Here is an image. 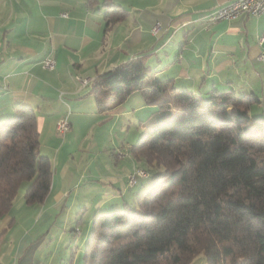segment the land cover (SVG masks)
Returning a JSON list of instances; mask_svg holds the SVG:
<instances>
[{
	"label": "crops",
	"instance_id": "crops-1",
	"mask_svg": "<svg viewBox=\"0 0 264 264\" xmlns=\"http://www.w3.org/2000/svg\"><path fill=\"white\" fill-rule=\"evenodd\" d=\"M233 1L0 0V118L13 115L20 105L32 108L41 153L50 160L56 153L45 202L27 206L30 184L24 183L23 193L1 219L0 264H83L85 239L80 245V232L73 241L64 228L83 210L87 235L97 214L122 209L131 201L127 176L141 165L127 162L130 143L115 129L130 131L143 99L134 94L113 111L98 112L95 98L87 94L99 74L149 56L151 65H158V75L191 90L203 86L205 91L230 89L264 97V59H259L264 47L257 40L264 33V13L210 20ZM111 5L125 15L108 25ZM157 22L163 29L155 37L151 29ZM45 59L55 62L54 70L43 68ZM63 117L71 127L61 136L57 123ZM105 134L106 142L97 138ZM103 150L108 152L105 167L99 164L94 170ZM85 165L93 170L86 181L87 172H78L86 184L82 189L74 170Z\"/></svg>",
	"mask_w": 264,
	"mask_h": 264
},
{
	"label": "trees",
	"instance_id": "trees-1",
	"mask_svg": "<svg viewBox=\"0 0 264 264\" xmlns=\"http://www.w3.org/2000/svg\"><path fill=\"white\" fill-rule=\"evenodd\" d=\"M111 8L108 25L125 15ZM151 63L144 56L99 74L87 94L100 113L134 94L143 109L134 123L140 136L129 147L141 165L129 174L134 185L127 176L133 197L93 218L83 264H197L199 256L206 264H264V116L252 113L263 95L191 90L158 75ZM52 177L36 114L17 106L0 118V221L24 183L26 205L43 204Z\"/></svg>",
	"mask_w": 264,
	"mask_h": 264
},
{
	"label": "built area",
	"instance_id": "built-area-1",
	"mask_svg": "<svg viewBox=\"0 0 264 264\" xmlns=\"http://www.w3.org/2000/svg\"><path fill=\"white\" fill-rule=\"evenodd\" d=\"M264 13V0H234L230 5L216 10L210 16L212 22L219 21H233L243 16L259 17ZM163 29V25L157 22L153 25L151 33L158 36ZM258 45L264 47V33L257 37ZM260 60L264 59V52L259 57ZM43 68L46 70H54L55 62L52 59H46L43 63ZM70 122L67 117L59 119L57 123V132L59 135L64 136L70 131ZM138 176L144 177V172H139ZM136 175L128 177L129 185L132 186L136 183Z\"/></svg>",
	"mask_w": 264,
	"mask_h": 264
},
{
	"label": "rangeland",
	"instance_id": "rangeland-1",
	"mask_svg": "<svg viewBox=\"0 0 264 264\" xmlns=\"http://www.w3.org/2000/svg\"><path fill=\"white\" fill-rule=\"evenodd\" d=\"M156 37V36H155ZM165 65H162V67H164ZM262 101H263V103H262V105H261V107H259V108H257V105H255L254 107H253V109H252V113H253V115L254 116H264V98L262 99ZM152 113H148V115L150 116ZM147 115V116H148ZM148 116V117H149ZM111 126V125H110ZM106 130H108V127H107V129ZM103 131H105V129H103ZM115 131H116V133H117V135H118V137L119 136H121V137H123V138H128V142L130 143L129 144V147L132 145V144H134L136 141H137V139H138V136H140V133H141V131L139 130V128L137 129L135 126H132L131 127V129H130V131H129V129H126L125 131H123V127L121 126V127H117L116 129H115ZM108 135H106L105 134V136L103 137V135H99L97 138H102L101 139V141L102 142H106V137H107ZM116 151L118 150V148H116L115 149ZM66 151H68V149L66 148ZM105 150H103V153L100 155L99 153H98V155H97V162H96V164H95V166H94V170L95 169H97V166L99 165V164H101L103 167H105L104 165H103V162H104V160H106L108 157L106 156L107 154H108V152L107 151H105ZM112 151H114V150H112ZM125 153H126V155H127V162L128 161H130V160H135V161H137L136 160V158L132 155V154H130V152H129V148H127V149H125ZM55 154L56 153H54L53 155H52V157H51V160L54 162V160H55ZM80 159V158H79ZM126 162V163H127ZM88 167V166H87ZM86 167V165L84 166V168L82 169V170H80V171H76V170H74V173L76 174V176H77V178L79 179V180H81V183H80V185L79 186H81V188L83 189L84 188V185H86V184H83V179L79 176V175H81L83 172H87L86 173V178H85V181L91 176V172H92V170L93 169H89V168H87ZM148 170H150L149 172L152 174V175H154V174H156V173H158V172H161L162 171V169H159V170H157V169H148ZM108 171L112 174V173H115V171H111L110 169H108ZM78 172H79V175H78ZM117 172H119V171H117ZM129 176V175H128ZM128 184H129V181H128ZM145 186L147 185V181H146V183L144 184ZM130 186V185H129ZM96 188H93V190H95ZM140 189V186H138L135 190L136 191H138ZM79 190L77 189V192H78ZM131 191V190H130ZM21 193H23L22 191H21ZM77 198V197H76ZM78 204H79V200H78ZM81 213H80V215L83 217L84 215V213L86 212H84L83 210L82 211H80ZM87 216H89V214L87 215ZM74 217H75V215H74ZM95 218V217H94ZM89 219V218H88ZM94 220V219H93ZM93 220H92V223H93ZM80 223H77V219H75V220H73V223L70 225V227L69 226H66L65 228H64V231H66V233H67V235L69 236V238H70V236H71V239L74 241L76 238H77V236H75V232L73 231V228L75 227V226H79V227H77V231H78V242H79V244L82 242V238L83 239H85L84 240V244L86 243V242H88L89 241V236H90V232H89V230H88V232L89 233H87V235H86V233H84V232H86L85 230H83V229H85V226H86V222H87V220L86 219H82V220H80L79 221ZM91 223V224H92ZM73 225V227L71 228V226ZM80 228V229H79ZM91 228V227H90ZM68 229H69V232H68ZM81 230H82V233H81ZM91 231V230H90ZM83 234V235H82ZM82 235V236H81ZM81 245V244H80ZM196 263L197 264H206V262H205V260H204V258L202 257V256H199L198 258H197V260H196Z\"/></svg>",
	"mask_w": 264,
	"mask_h": 264
},
{
	"label": "bare ground",
	"instance_id": "bare-ground-1",
	"mask_svg": "<svg viewBox=\"0 0 264 264\" xmlns=\"http://www.w3.org/2000/svg\"><path fill=\"white\" fill-rule=\"evenodd\" d=\"M145 177V176H144Z\"/></svg>",
	"mask_w": 264,
	"mask_h": 264
}]
</instances>
